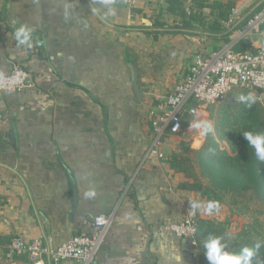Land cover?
I'll return each mask as SVG.
<instances>
[{
  "label": "crops",
  "instance_id": "1",
  "mask_svg": "<svg viewBox=\"0 0 264 264\" xmlns=\"http://www.w3.org/2000/svg\"><path fill=\"white\" fill-rule=\"evenodd\" d=\"M262 1L207 0L199 9L188 0L187 15L180 2L0 0V72L19 65L34 83L0 93V264H10L2 247L10 237L56 245L96 234L98 214L113 221L91 264H211L210 237L198 233L193 247L166 228L202 218L212 200L179 133L163 136V157L148 151L149 113L197 52L230 42L233 9L241 23ZM21 24L33 29L30 49L15 39ZM250 40L258 46L263 36Z\"/></svg>",
  "mask_w": 264,
  "mask_h": 264
},
{
  "label": "built area",
  "instance_id": "2",
  "mask_svg": "<svg viewBox=\"0 0 264 264\" xmlns=\"http://www.w3.org/2000/svg\"><path fill=\"white\" fill-rule=\"evenodd\" d=\"M131 5L137 0H117ZM164 3L168 0H155ZM238 13L231 11L227 24L230 29V42L214 48L211 52H197L173 89L166 93L150 111L149 117L154 133L153 143L149 148L151 154L161 158L162 138L165 134L180 131L187 117H192L200 109L217 102L234 88H242L254 92L260 100H264V5L247 20L237 26ZM262 35L263 42L255 46L250 37ZM248 41L249 45H239ZM34 83L29 71L14 65L7 72H0V93L3 91H21L33 87ZM113 221L111 214H98L93 218L97 233L75 234L59 244L46 241H27L21 236L10 237L3 244V259L15 263L24 255L28 264H91L104 240V235ZM166 228L179 238H187L191 245L199 242L198 226L186 217L170 220Z\"/></svg>",
  "mask_w": 264,
  "mask_h": 264
},
{
  "label": "rangeland",
  "instance_id": "3",
  "mask_svg": "<svg viewBox=\"0 0 264 264\" xmlns=\"http://www.w3.org/2000/svg\"><path fill=\"white\" fill-rule=\"evenodd\" d=\"M192 2H195L199 9V6L207 5V0H192ZM181 6L182 9H184L183 12H185V14H190L189 11L191 7L188 0H181L178 7ZM250 7L247 8L246 11H248ZM206 9H208V7ZM249 94L255 97L264 109V100H260L257 94L246 89L234 88L217 102L200 108L195 115L187 117L183 127L178 132L186 139L184 143L187 144L188 150L185 152L182 149V151L193 160L194 167L199 175L198 186L203 190H206L211 198L213 194L210 190L211 183L205 173L204 175H201V168L198 166L197 155L194 151L201 149L206 143L207 137L210 136L216 141L220 149L231 153V143L228 142L226 138L228 133H230L235 127V124L232 121L239 106L246 103V101H241L240 97H247ZM228 113H231L229 123L232 124L228 125L224 131L221 132L219 130L220 123ZM200 122L208 124L210 126L208 130H205L204 127H193V124ZM191 144H194L193 149H190L189 147ZM182 147L184 148L185 146L182 145ZM208 203L209 202L202 207V218L197 220L192 216L185 215L186 218L193 221L197 226L200 225L202 221H205L202 223L203 226L200 230V233L203 234V236L224 237L222 243L224 244V248L228 249L232 248L234 242L242 243L244 245L248 241L255 243L260 241L262 245H264V199H261L260 197L257 198L253 191H243L239 194L226 192L223 195V202L219 204V208H214L211 214L206 210ZM212 203L215 204L213 201ZM206 221L208 222L206 223ZM197 245H199V243L192 246L195 247ZM262 249L264 251V246H262ZM262 256H264V254H257V256L253 258V264H255L256 259H262L261 263L264 264ZM8 263L12 264L11 262Z\"/></svg>",
  "mask_w": 264,
  "mask_h": 264
},
{
  "label": "trees",
  "instance_id": "4",
  "mask_svg": "<svg viewBox=\"0 0 264 264\" xmlns=\"http://www.w3.org/2000/svg\"><path fill=\"white\" fill-rule=\"evenodd\" d=\"M180 1L181 0H168V9H172V6ZM263 5L264 0L243 21L247 20ZM213 7L229 8V6L223 3H216ZM243 21L241 23L238 22L237 26L238 24H242ZM263 111V107L255 97L251 106H248L247 101L239 106L232 121L235 127L228 133L226 138V140L231 143V153L220 149L216 141L210 136L207 137V141L201 149L194 151L197 155L198 166L201 168V175L205 173L211 183L210 190L213 194L210 200L213 202L221 204V202H223V195L226 192L239 194L243 191H253L257 198L260 197L264 199V163L257 161L254 148L249 145V142L242 135L244 132L264 133ZM230 116L231 113H228L222 119L219 126L221 132H223L228 125L232 124L229 123ZM182 145L185 146L184 148L182 147V149L186 152L188 150L187 144L182 143ZM187 158L188 160H192L190 156ZM254 244L255 242L252 241H248L244 245L234 242L232 248H223V251L242 255L241 249L243 247H252ZM262 246L258 254H264ZM262 258L264 261V256H262Z\"/></svg>",
  "mask_w": 264,
  "mask_h": 264
},
{
  "label": "clouds",
  "instance_id": "5",
  "mask_svg": "<svg viewBox=\"0 0 264 264\" xmlns=\"http://www.w3.org/2000/svg\"><path fill=\"white\" fill-rule=\"evenodd\" d=\"M102 3L108 5L111 3V0H102ZM32 32L33 29L31 26L21 24L14 33L18 44L24 45L29 49L32 48ZM240 99L241 101H247L248 106H251V103L254 102V97H252L251 94L247 97L241 96ZM193 127H204L205 130H208L210 126L205 122H200L193 124ZM242 135L249 142V145L254 148L257 161L264 163V133L244 132ZM91 194L92 193H89V195ZM191 207L196 209L198 207H202V205L198 202H192ZM214 208L218 209L219 204L209 202L206 210L209 214H211ZM223 239L224 237L216 236L210 237L205 242L204 246L206 248V256L207 259L211 261V264H242V261L243 264H253V258L257 256L262 246L261 242L257 241L252 247H243L241 249L242 255H237L222 250L224 248V244L222 243ZM177 259L179 260L180 257H177ZM255 264H261V261L256 259Z\"/></svg>",
  "mask_w": 264,
  "mask_h": 264
},
{
  "label": "water",
  "instance_id": "6",
  "mask_svg": "<svg viewBox=\"0 0 264 264\" xmlns=\"http://www.w3.org/2000/svg\"><path fill=\"white\" fill-rule=\"evenodd\" d=\"M93 2H94V3H99L100 0H93ZM164 4L166 5V4H168V2H164ZM212 50H213V48H208L206 51H207V52H211Z\"/></svg>",
  "mask_w": 264,
  "mask_h": 264
}]
</instances>
